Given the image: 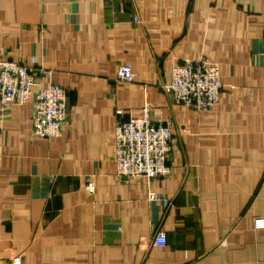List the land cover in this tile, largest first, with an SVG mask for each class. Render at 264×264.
<instances>
[{
	"label": "crops",
	"instance_id": "0c3cea01",
	"mask_svg": "<svg viewBox=\"0 0 264 264\" xmlns=\"http://www.w3.org/2000/svg\"><path fill=\"white\" fill-rule=\"evenodd\" d=\"M0 54L53 71L70 108L42 138L32 103H0V264H264V0H0ZM202 58L224 88L200 112L164 86ZM146 105L170 173L122 179L116 110Z\"/></svg>",
	"mask_w": 264,
	"mask_h": 264
},
{
	"label": "built area",
	"instance_id": "2783aa9c",
	"mask_svg": "<svg viewBox=\"0 0 264 264\" xmlns=\"http://www.w3.org/2000/svg\"><path fill=\"white\" fill-rule=\"evenodd\" d=\"M124 10L123 5L120 6ZM139 21V18L136 17ZM117 79L133 82L135 74L130 66H121ZM48 81L47 86L41 83ZM224 88L217 63L206 59H185L173 66L172 81L164 86L173 102L196 111L212 110L219 102ZM0 103L2 106L32 103L34 108L33 132L42 138H56L70 124L69 95L53 80V71L41 64L28 65L14 62L0 54ZM149 105L141 118H123L125 110H116V168L117 176L131 180L136 177L161 178L170 173L168 160L172 151L173 133L169 122L153 123ZM93 192V187L88 186ZM150 199H155L150 194ZM257 228H264V218L255 220ZM154 247H165L167 237L157 232ZM12 264H24L20 257Z\"/></svg>",
	"mask_w": 264,
	"mask_h": 264
}]
</instances>
